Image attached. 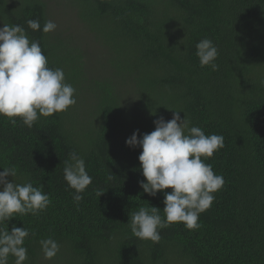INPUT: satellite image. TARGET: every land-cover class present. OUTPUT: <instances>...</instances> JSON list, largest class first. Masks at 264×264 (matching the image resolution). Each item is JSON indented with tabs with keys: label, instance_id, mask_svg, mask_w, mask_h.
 <instances>
[{
	"label": "trees",
	"instance_id": "16d2710c",
	"mask_svg": "<svg viewBox=\"0 0 264 264\" xmlns=\"http://www.w3.org/2000/svg\"><path fill=\"white\" fill-rule=\"evenodd\" d=\"M0 0V264H264V0Z\"/></svg>",
	"mask_w": 264,
	"mask_h": 264
},
{
	"label": "rangeland",
	"instance_id": "374dc122",
	"mask_svg": "<svg viewBox=\"0 0 264 264\" xmlns=\"http://www.w3.org/2000/svg\"><path fill=\"white\" fill-rule=\"evenodd\" d=\"M51 17L59 29L68 33L78 34L83 40L80 43L84 46L85 61L89 62L88 75L98 74L96 68L104 63V44L100 39H96L95 33L89 30L79 19L75 11L65 2L60 0H50ZM45 264H52L46 261Z\"/></svg>",
	"mask_w": 264,
	"mask_h": 264
}]
</instances>
